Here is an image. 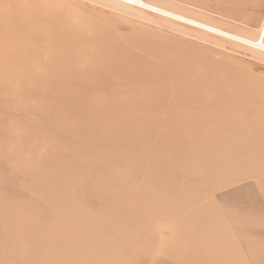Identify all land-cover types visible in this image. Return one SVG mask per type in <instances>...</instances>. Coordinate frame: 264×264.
I'll return each mask as SVG.
<instances>
[{
  "label": "rangeland",
  "instance_id": "obj_1",
  "mask_svg": "<svg viewBox=\"0 0 264 264\" xmlns=\"http://www.w3.org/2000/svg\"><path fill=\"white\" fill-rule=\"evenodd\" d=\"M149 1L250 36L264 14ZM0 264H264V52L118 0H0Z\"/></svg>",
  "mask_w": 264,
  "mask_h": 264
},
{
  "label": "bare ground",
  "instance_id": "obj_2",
  "mask_svg": "<svg viewBox=\"0 0 264 264\" xmlns=\"http://www.w3.org/2000/svg\"><path fill=\"white\" fill-rule=\"evenodd\" d=\"M124 1H126L125 4ZM118 2L126 6L127 5H129L130 7L135 6V7L143 8L145 10H149L150 12L159 14L164 17H168L174 21H178L196 27L198 29L210 32L212 34L224 38H229L235 42H239L241 44L250 46L252 48L264 52V14L258 29V33L255 36L254 35L250 36V35H244L238 31L232 30L224 26H219L216 24H212L208 21L199 20L193 16H189L181 12L174 11L160 4H155L153 2H150L149 0H118ZM250 3H252V0H241V4L245 7H247Z\"/></svg>",
  "mask_w": 264,
  "mask_h": 264
}]
</instances>
